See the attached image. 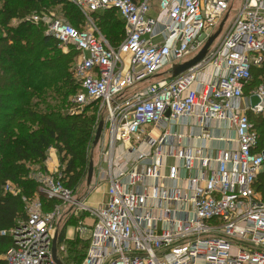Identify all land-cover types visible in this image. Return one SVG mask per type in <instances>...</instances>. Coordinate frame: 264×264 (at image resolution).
<instances>
[{
	"label": "built area",
	"instance_id": "2783aa9c",
	"mask_svg": "<svg viewBox=\"0 0 264 264\" xmlns=\"http://www.w3.org/2000/svg\"><path fill=\"white\" fill-rule=\"evenodd\" d=\"M67 1L86 28L43 12L28 19L76 51L71 113L91 111L95 124L103 121L92 178L107 188L90 206L86 194L65 185L56 161L30 173L55 201L44 210L38 194L30 198L6 181L4 191L21 197L25 215L0 231L12 240L3 260L56 264L55 217L67 205L66 214H90L89 225L75 226L88 233L79 264H264V144L249 118L264 116V83L245 93L251 68L264 64V0L237 7L235 0ZM107 9L123 22L116 45L93 16ZM225 14L204 58L171 76L173 64L192 58ZM66 253V244H57L63 263Z\"/></svg>",
	"mask_w": 264,
	"mask_h": 264
},
{
	"label": "trees",
	"instance_id": "16d2710c",
	"mask_svg": "<svg viewBox=\"0 0 264 264\" xmlns=\"http://www.w3.org/2000/svg\"><path fill=\"white\" fill-rule=\"evenodd\" d=\"M19 3H23L22 7ZM57 5H62L64 15L78 27L77 14H81L66 0H0V231L13 227L25 215L21 197L4 191L6 181L16 183L24 195L38 194L44 210H50L55 201H47L39 191V183L30 177L32 165L44 163L47 151L54 147L60 163L64 164L65 185L76 186L80 175L78 164L85 161L86 147L94 132V115H69L60 110L67 96L76 91L69 70L75 49L72 53H63L57 48L58 42L44 33L42 24L26 17L36 8ZM114 12L107 9L93 13L99 29L112 45L118 44L124 33L123 22L114 18ZM15 18L18 24H13ZM250 73L245 93L264 83V64L260 68L252 67ZM254 116L257 122L252 121ZM249 118L263 145L264 116L249 113ZM258 180L261 188L263 176ZM67 225L59 230L57 244L68 245L70 252L64 259L65 264L68 260L79 264L88 239L66 238ZM11 246V237L0 234V254ZM0 264L7 263L0 257Z\"/></svg>",
	"mask_w": 264,
	"mask_h": 264
},
{
	"label": "rangeland",
	"instance_id": "374dc122",
	"mask_svg": "<svg viewBox=\"0 0 264 264\" xmlns=\"http://www.w3.org/2000/svg\"><path fill=\"white\" fill-rule=\"evenodd\" d=\"M235 1H237V4L235 5V7H237L238 3L240 2V0H235ZM22 5H23V3H19L18 4L19 7H22ZM62 9H63L62 5L47 6L46 8H42V9H39V10H37V8H36V10L29 12V14H27L26 17H29V15H31V13L37 11L36 13L43 12V13L52 14L53 17H55V18L64 20V21L68 22L71 25H76L75 21L74 22L70 21L68 19V17L64 15V11ZM76 9L78 10L77 7H76ZM78 12H80V11L78 10ZM81 16H82V14H81ZM81 16H79V14H77V18H78V27L77 28L84 29V28H86V25H85L86 22H85L83 16H82V18H80ZM114 18H116L115 14H114ZM18 22L19 21H18L17 18L13 19V24H18ZM56 45H57V48L60 51H62L63 53H68L69 54V53L74 52V49L71 46H69V45H61L59 43L56 44ZM75 57H76V55L74 54V56L72 58V61L70 62V65H69L70 66L69 70L71 69V67H72V65L74 63ZM71 98H72L71 94L67 96L66 103L60 108L61 113H63V114L66 113V114H69V115H73V113H71V110L73 109V104L71 102ZM75 114L77 115V113H75ZM85 114L86 115H94L91 111H87ZM255 117L256 116L252 117V121H256L257 122L258 120ZM97 123L95 124L94 132H93V134L91 136V141L88 142L87 147H86L85 161L83 163H81V164H78V169H79V173H80V175L78 177L79 178L78 179L79 182L76 184L77 194L78 195L82 194V193H87V188H89V187L86 186V177H87V169H88V163H89V158H90L91 152H92V158H93L94 174H95V171L97 169L96 160H97V154H98V150L99 149H98V145L97 144L94 147L92 146V140H93V136H94V133H95V129H96ZM263 127L264 126H262V128ZM262 128L260 130H262ZM56 161L59 164V167H57V170L61 171L63 166H64V164L60 163L59 155L57 153V150L54 147H51L47 151V159H46V161L44 163H41V164L32 165V168H33V170H36V169L37 170H42L41 167L45 168L46 164L49 165V166H53L54 164H56ZM103 187H104L103 185H98L97 188H94L93 190H91V192L89 194V197H87V202H88V204L90 206H95L96 204H98L101 201L100 199H101V194L103 192ZM34 195H35V193L33 192V193L29 194L28 197L33 198ZM65 208H67V205L62 207L60 216L57 215L55 217L56 226L60 230L67 223L68 225L66 226V229H65L66 238H73L74 239V238L78 237L81 240H86L87 234L80 235V233L75 231V226L79 223V221H83L86 226L89 225L90 222H91L89 212L83 211L78 216H74L72 214H66L65 213ZM66 247H67V253H66V256H67V255H69L70 250L68 248V245ZM6 251L4 249L3 253L0 254V257L2 259L4 258ZM67 264H78V262H76L75 260L74 261L68 260Z\"/></svg>",
	"mask_w": 264,
	"mask_h": 264
},
{
	"label": "water",
	"instance_id": "95a60500",
	"mask_svg": "<svg viewBox=\"0 0 264 264\" xmlns=\"http://www.w3.org/2000/svg\"><path fill=\"white\" fill-rule=\"evenodd\" d=\"M228 14H225V16L222 18V20L220 21L219 25L217 26V29L215 30V32H213L208 39L206 40V42L204 43V45L202 46V48L190 59L181 62V63H176L173 64V66L171 67L170 70V74L171 76H176L180 73H182L183 71L187 70L189 67L195 65L196 63H198L199 61H201L204 56L207 53L208 48L210 47V45L214 42V40L218 37V35L220 34L223 24L227 18ZM251 104H255L258 102V97L256 95L251 96L250 98ZM168 114V112H167ZM102 127H103V121L100 120L96 126L95 129V133L93 136V140H92V146L94 147L101 135V131H102ZM264 154V152H263ZM92 176H93V158H92V152L90 154V158H89V163H88V169H87V177H86V185L89 186L92 180ZM57 237H58V230L55 231L54 237L52 239V246H51V250H52V256L54 261L56 262V264H64L57 255Z\"/></svg>",
	"mask_w": 264,
	"mask_h": 264
},
{
	"label": "crops",
	"instance_id": "0c3cea01",
	"mask_svg": "<svg viewBox=\"0 0 264 264\" xmlns=\"http://www.w3.org/2000/svg\"><path fill=\"white\" fill-rule=\"evenodd\" d=\"M99 11H102V10H99ZM114 14L116 15V17L119 19L120 17H119V15L117 14V12H114ZM120 20V19H119ZM121 21V20H120ZM223 131H220V130H216L214 133H215V135H219V134H221ZM231 135V134H230ZM194 142L195 143H199L200 142V140H199V138H194ZM214 144V143H213ZM51 167V166H49V165H47L46 164V166L45 167ZM98 185H103L104 187H103V192H102V194H101V199L100 200H102L103 198H104V194H105V191H106V188H107V184L106 183H96L95 181H94V179L92 178V180H91V183H90V185L89 186H87V187H89V188H87V193H84V194H86V199H87V197H89V194H90V192H91V190H93L94 188H97V186ZM87 235H88V233H86ZM87 237V236H86ZM65 264V263H64Z\"/></svg>",
	"mask_w": 264,
	"mask_h": 264
}]
</instances>
